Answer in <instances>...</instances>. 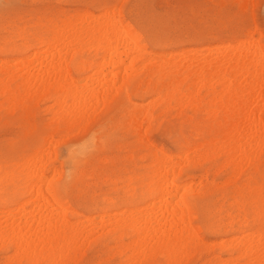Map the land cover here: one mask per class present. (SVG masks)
Returning a JSON list of instances; mask_svg holds the SVG:
<instances>
[{"label":"rangeland","instance_id":"1","mask_svg":"<svg viewBox=\"0 0 264 264\" xmlns=\"http://www.w3.org/2000/svg\"><path fill=\"white\" fill-rule=\"evenodd\" d=\"M105 9L109 15L113 13L114 17H120L127 36L143 51V60L147 62H144L142 58L139 60L138 54L132 52L133 55L130 56L135 59L137 57L138 60L133 58L132 63L130 57L128 62L126 61L123 65L125 67L121 69L124 72L127 68L126 75L125 73L122 75L123 72L118 70L119 75L122 76L119 78L118 75H115L114 77L115 86L118 87V89L115 87L117 90L114 92L120 90L115 94L110 93L111 96L109 95L108 98H112L113 95L115 97L110 98L111 100L109 99V102L103 104L104 106L97 107L93 111L94 116H91L86 122L87 124L80 127L79 130L57 132L52 141H48L49 147L52 146L51 150L53 151L50 152V148L47 151L45 142L50 136L48 124L52 114L46 108L49 109L52 106V101L48 98L38 97L39 99H35L36 103L33 100L24 106L13 105L11 108L2 104L0 99V189H2V195H0L1 200L4 201L3 206L11 207L15 202L17 205H22L27 201L29 194V187L25 188L24 180H13L11 187L6 183L7 178L10 175L16 177L18 167L34 151L44 153V155L49 152L47 155L50 158L47 163L48 177L57 187L58 201L66 209V218L69 222L76 225L92 216L93 218L99 216L96 220L105 224V232L96 235L87 244L78 246L77 252L71 254V258L67 259L69 264L128 263L123 255L119 256L116 253L113 247L114 243L110 241V235H106V232L109 231L108 228L111 229L110 225L106 223L110 224L114 220L116 221V218L112 219L114 214L117 216V220L121 216L122 219L127 217L126 214H130L134 208L147 206L153 198V192L150 190L152 187L148 185L149 183L144 177L151 161L144 157L146 149L141 144L143 140L136 136V125L133 127L129 123L130 115L139 112L144 115L148 103H158L150 111L151 118L148 122L150 126L147 129L146 137L153 147L148 146V148L150 151L155 148L171 157L175 155V158L184 154L190 146L200 140L199 136L195 138L193 134L196 118L200 123L208 124L207 117L203 113L195 117L188 108L180 106L176 108L174 102L163 97L162 101L158 102L156 95L160 92L164 96V90L161 89L158 78L150 80L151 85L148 84V79L143 75V68L140 66L144 65L145 67L154 60L159 61L158 58H169L167 56H171V54L180 55L172 61L181 60L185 54H187V58L191 59L193 53L196 52H200L198 60L201 62L208 54L220 53L219 50L215 52L213 49L231 46L241 40L249 43L253 41L251 42L254 43L252 44L253 49L259 48L264 51V0H0V67L6 69V67L18 65L20 61L24 63L31 60L34 50L26 52V43L32 34L40 33L45 36L46 33H50V28L44 25L56 23V26H53L57 27L56 31H60L61 28L65 27L64 29H66L65 25H69L70 21L72 22L70 24H73L71 16L74 13L82 16L83 13L89 12L86 14L97 17L103 12L106 13ZM42 23L43 28L38 32V25ZM52 31L56 33L54 29ZM114 33L118 34V30H115ZM256 44L259 46L256 47ZM83 48L85 49L81 50L82 52L72 49L74 52L70 51V53L73 54L68 53L70 59L67 56L64 60V64L68 65L71 81L75 80L73 82L77 80L87 83L91 78L92 80L98 78L94 76L97 70L96 64L101 61L103 53L90 51L86 54L85 51L88 48L86 49L85 46ZM77 49L80 50L79 47ZM210 50L212 52H209ZM3 60L8 64L4 63L3 65ZM130 63L132 64L130 65ZM139 67L141 71H138ZM137 68L139 69L137 70ZM103 69V72L106 73H101L100 81V77L107 80L111 76L108 74L110 69L108 70L106 67ZM133 69L135 74L132 75L130 73H134ZM87 75L91 78L88 79ZM80 79L82 80L80 81ZM189 87L190 85L185 89ZM203 90L200 91V97L205 99L206 92ZM192 93L195 95L194 92ZM89 104L92 103L89 102ZM77 108L81 110V108ZM99 108L101 109L99 110ZM179 108L182 109L179 110ZM217 123L219 122H215V127L218 125ZM210 124L209 122L208 126ZM214 125L213 131L215 129L216 132L218 126L215 128ZM145 127H147L146 124H143V128ZM181 137H184L183 141L179 140ZM57 141L60 143L56 144ZM251 143L253 144V142ZM247 150L246 154L255 159L254 154L250 152L252 149L248 153ZM252 151L255 153L257 150L253 149ZM212 152L209 154L213 158L210 156V159H202L200 163L197 162L193 166H181L179 184H187L188 181L189 184L194 183L195 188V184L200 182L198 183L200 185L196 186L197 193H193L191 190L192 193L188 194L186 202L191 222L202 242L201 245H193L190 251L184 254L185 256L178 259L179 261L176 260L175 264H219L227 261V264H230V259L232 261L237 257L236 255L240 257L241 253H243V256L241 254L242 258H235L231 264L234 261V264H245L249 257H246L245 254H249L247 248L249 249L250 246L247 244V247L246 242L252 240L251 238L257 234H264V153L256 152L260 156H257L255 160L252 157L249 158V160H253V162L251 160L252 163L246 160L248 158H245L246 162L231 163L225 155ZM242 164L246 167H243ZM240 166L242 167L240 168ZM234 168L236 169L234 170ZM237 170L241 171L238 176ZM235 171H237L236 174ZM54 172L56 173L54 174ZM201 176L203 178L206 176V179H201ZM232 176L237 177L232 178ZM199 178L202 182L199 181ZM203 180H207L206 184ZM127 183L129 184L127 185ZM192 187L191 189H194ZM4 189L6 190L3 193ZM196 190L194 189V192ZM181 195L179 192L177 198H180ZM175 201L178 202V199ZM125 209L126 214L124 215L122 210ZM108 215H110V223L107 221ZM242 217L245 220H242ZM244 233H248L246 236L251 233L255 235L252 234L253 237L250 235L251 237L248 239ZM242 235V247L238 249L236 245H239L240 241H238L239 243L235 241L241 240L240 236ZM232 237H234V241ZM227 239L233 242L230 244L227 241L226 243ZM127 242L125 239V243ZM221 244L223 245L221 246ZM210 245L212 246L210 247ZM228 245H231L230 248ZM223 246L225 247L223 248ZM240 250L244 251L239 253ZM11 254V249L7 252L0 250V264H5L7 256ZM260 255L262 257L257 255L260 257H258L259 259L264 258V254ZM62 257H56L62 260L61 263L55 259L53 262L44 264H53L55 261H58L57 264H68ZM253 259L257 261V258ZM250 261L253 263H246H264L262 259L259 262ZM165 263H167L165 259L159 257L151 264ZM22 264L27 263L22 262ZM138 264L148 263L141 260Z\"/></svg>","mask_w":264,"mask_h":264},{"label":"bare ground","instance_id":"2","mask_svg":"<svg viewBox=\"0 0 264 264\" xmlns=\"http://www.w3.org/2000/svg\"><path fill=\"white\" fill-rule=\"evenodd\" d=\"M105 10L106 13L103 12L97 17L86 14L89 12H82V16L76 13L72 16L70 15L73 24H70L71 21L67 22L70 25H65L67 30L64 27V30L61 28L60 31H56L57 27L54 28L53 26L56 23L44 25L50 28V33H46L45 36L40 35V33L32 34L26 43V52L34 50L32 51L31 60L24 63L23 61L17 62L19 63L18 65L8 66L9 68L6 67V69H4L5 67H0V99L2 104L10 107L13 105L24 106L33 100L36 103L35 99L37 100L38 97L48 98L52 101V106L49 109L46 108L52 114L48 124L50 136L49 138L46 137L48 138L47 141L45 138L47 151L49 148L51 150L52 146L49 147V142L52 141L54 135H57V132L61 130L65 132H70L72 129L79 130L80 127L87 124L86 122L91 116H94L93 111L97 107L105 105L107 101L109 102L110 93L112 94L113 92L115 94L120 90L114 92V90L118 89L115 86L114 77L118 75L120 78L125 73L127 68H125L124 72L121 69L125 67L123 65L130 59L132 52H136L139 60L141 58L143 60V51L127 36L120 17H114L112 13L110 14L112 18H110L107 9ZM42 28L43 23L38 25V29H36L40 32ZM53 29L56 33L52 31ZM115 30H118V34L114 33ZM251 42H242L241 40L221 49L217 47L218 49L213 50L215 52L219 50V54H208L201 62L198 60L201 55L200 52L195 51L194 55L187 52L193 56H191V59L187 58V54H185L184 57L186 58L181 57V60L172 61L174 58L180 57V55L171 54V56H167L169 58H158L159 61L154 60L155 62L151 59L153 62L148 63L149 65L140 66L143 68V75L148 79V84L151 85L150 80L158 78L160 87L164 90V96L160 92L157 93L158 102H161L163 97L168 99V101L174 102L176 108L179 106L188 108L195 117L203 113L207 117L208 121L206 122L211 124L208 126L207 123V125L200 123L198 118H196L197 122H195L196 126L193 134L195 138L199 136L200 140L190 146L186 152L183 151L184 154H180L181 156L177 154L178 157L175 158V155L171 157L155 148H152L153 150L151 151L148 148V146L153 147L146 137L147 129L150 126L148 123L151 118L150 111L158 103H148L144 110V115L140 114V112L130 115L129 123L133 127L136 125V136L143 140L141 144L146 149L144 157L151 161V164L149 163L150 166L147 165L149 168L144 177L148 181V185L152 187V189H148L153 192V198L147 206L144 205L145 207H136L132 212L127 209L131 212L130 214H126V209L122 210L124 215H128L125 218L123 217V219L120 215L121 218L117 220V216L114 214L112 219L116 218V221L114 220L110 223L109 216L112 213L107 217V221L110 224L108 222L106 224L110 225L111 229L108 228L109 231L106 232V235H110V241L114 243L113 247L116 253L119 256L123 255L128 262L127 264H138L141 260L151 264L159 257L165 259L167 262L165 264H175L176 260L188 253L193 245H201L202 241L198 238V234L193 227L186 202L188 194L192 193L190 192L191 190H193V193H197L198 189L196 190V186L200 182L195 184V188L194 183L189 184L188 181L187 184H179L181 166L189 167L197 164V162L200 163L202 159L207 160L211 156L209 153L212 151V153L216 152V149L218 150L217 152L225 155L231 163H236V161L246 162V160L251 162L254 158L250 154L252 159L249 160L251 157L246 154V149H248L247 153L251 149L257 150L255 153L252 150L250 151L254 154L255 159H257L256 157L260 151L264 153V51L259 48L253 49L252 44L254 43ZM75 46L79 47L80 50L74 48ZM80 46L88 48L85 51L86 54L90 53V51L103 53L101 61H97L98 63L96 64L97 70L94 76L98 78L95 77L96 79L92 80L87 75L88 79L91 78L87 83L78 82L77 80L73 82L74 79L71 81L68 65L64 64L67 56L70 59L68 53L72 52V49L78 52L84 51L85 48ZM257 46L259 45L256 44ZM252 50L254 51L252 52ZM209 52H212V50ZM70 54L72 55L73 53ZM137 57L136 59L138 60ZM133 58L135 59L133 56L130 59L132 63ZM5 62L3 60L2 64L4 65ZM104 67L108 70L110 69V71L107 70L108 74H111L109 79H107L108 81L103 77H100L101 81L99 80L101 73H106L103 72ZM141 68L138 71H141ZM118 70L123 72L122 75H119L120 72ZM113 72H115L114 75H112ZM130 74L133 75L135 72ZM119 81L120 86L121 79ZM189 85L190 87L185 89ZM203 89L206 92L205 99L200 97V91ZM113 97L115 96L113 95ZM89 102L92 104H89ZM77 107L81 108V110H78ZM182 108H179V110ZM140 115L143 116L139 117ZM138 120L140 121L138 122ZM217 121L219 122L217 123L218 129L215 132V129L213 131V125ZM143 124H146L147 127L143 128ZM179 140L183 141L184 137ZM58 142L55 143L57 144ZM250 143L254 146H251ZM208 151L210 152L208 153ZM258 151L259 153H256ZM50 152L53 151L51 150ZM47 153L49 154V152ZM47 155L34 151L18 167L17 176L11 177L10 175L7 178L6 183L10 184L11 187L13 180H24L25 188L29 187L28 199L25 203L17 205L15 202L13 203L15 206L4 207V201L1 200L2 189H0V207H2L0 211V250L5 252L9 249L12 250V254L7 256L5 264H22V262L44 264L53 262L55 259L59 260L58 258L62 256L63 259H66L65 262L67 261L66 263L69 264L67 259L71 258V254L77 252L78 246L87 244L96 235L105 232V224L96 220L99 216H94V218L92 216L83 222L80 220L82 223L80 222L76 225L69 222L66 218V209L58 201L57 187L48 177L47 163L50 158ZM210 158L213 157L211 156ZM245 158L248 159L245 160ZM244 164L246 165V163ZM237 171L234 173L236 174ZM240 172L239 170L237 176ZM237 176H232V178ZM205 177L201 176V179H206ZM230 178L228 177L229 180H231ZM206 181H204V184H206ZM5 190H3V193ZM179 192L182 195L177 198ZM177 199L178 202L175 201ZM18 215L20 217L17 218ZM242 220L245 219L242 217ZM243 225L245 224L243 223ZM252 234L254 233L250 235ZM244 235L246 236L248 233H244ZM250 235L246 237L249 239ZM257 235L255 237L252 235V240L246 242V245L250 246L249 249L247 248L248 245L246 247L249 254L247 253L248 255H246V251L244 252L246 257L249 256L245 264H247L246 262L251 263L252 261L250 260L259 262L262 259L264 261V258L259 259V256L262 257L260 254H264V234ZM240 237L241 240L235 241H240V243L238 242L239 245H236L238 249L242 247L243 235ZM125 239H127V243H125ZM228 239L226 243L227 241L230 242ZM232 239L233 241L235 240L234 237ZM221 246L220 248H222ZM229 246L231 245H228V248H230ZM243 251L240 250L239 253ZM241 254L243 256V253ZM241 254H239L240 257L236 255L237 257L235 258H242ZM253 258H257V261ZM61 261L60 259L59 262L61 263ZM232 261L230 259V264ZM56 262L58 263V261L54 263ZM227 262L223 263L227 264ZM261 264L264 263L261 262Z\"/></svg>","mask_w":264,"mask_h":264}]
</instances>
